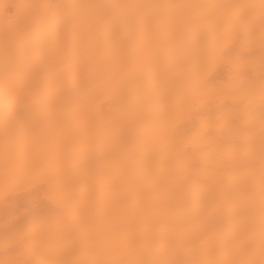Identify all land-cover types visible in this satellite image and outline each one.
I'll use <instances>...</instances> for the list:
<instances>
[{
    "label": "bare ground",
    "instance_id": "obj_1",
    "mask_svg": "<svg viewBox=\"0 0 264 264\" xmlns=\"http://www.w3.org/2000/svg\"><path fill=\"white\" fill-rule=\"evenodd\" d=\"M0 264H264V0H0Z\"/></svg>",
    "mask_w": 264,
    "mask_h": 264
}]
</instances>
